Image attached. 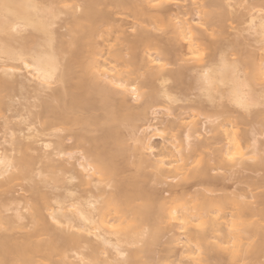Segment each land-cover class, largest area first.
Wrapping results in <instances>:
<instances>
[{"label": "bare ground", "instance_id": "1", "mask_svg": "<svg viewBox=\"0 0 264 264\" xmlns=\"http://www.w3.org/2000/svg\"><path fill=\"white\" fill-rule=\"evenodd\" d=\"M241 262L264 0H0V264Z\"/></svg>", "mask_w": 264, "mask_h": 264}, {"label": "rangeland", "instance_id": "2", "mask_svg": "<svg viewBox=\"0 0 264 264\" xmlns=\"http://www.w3.org/2000/svg\"><path fill=\"white\" fill-rule=\"evenodd\" d=\"M233 24H231V26H232ZM245 262H243V264H244ZM239 264H242V262L241 263H239Z\"/></svg>", "mask_w": 264, "mask_h": 264}]
</instances>
